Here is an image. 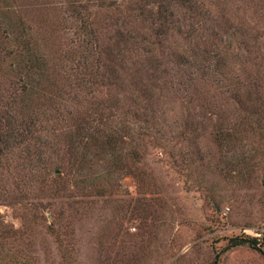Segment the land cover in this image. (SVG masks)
<instances>
[{
  "label": "rangeland",
  "instance_id": "obj_1",
  "mask_svg": "<svg viewBox=\"0 0 264 264\" xmlns=\"http://www.w3.org/2000/svg\"><path fill=\"white\" fill-rule=\"evenodd\" d=\"M76 1L101 47L125 51L126 70L107 75L99 91L73 89L69 101L43 106L44 151L69 165L87 155L67 134L78 119L103 120L106 110L93 112L110 105L125 167L100 162L94 173L110 174L115 186L101 179L85 191L66 180L56 197L22 167L18 149L0 156V264H264V0L172 7L164 49L190 55L196 40L216 46L224 62L222 74L193 69L187 90L166 71L153 74L141 49L129 41L126 51L121 41L133 32L159 40L157 1ZM69 15L66 0H0V138L8 115L23 119L12 102L22 74L7 55L8 24L23 23L39 51L61 55L65 66L79 24ZM160 62L170 73L178 68L171 55Z\"/></svg>",
  "mask_w": 264,
  "mask_h": 264
},
{
  "label": "trees",
  "instance_id": "obj_2",
  "mask_svg": "<svg viewBox=\"0 0 264 264\" xmlns=\"http://www.w3.org/2000/svg\"><path fill=\"white\" fill-rule=\"evenodd\" d=\"M153 1L158 2L157 28L154 33L159 40L157 42L151 41L138 32L128 33L126 34L127 38L121 39L125 43L126 51L132 50L131 44H129V41H132L145 55L144 62L153 74L161 75L166 71L168 75L173 76L176 85L183 88L182 90L189 89L188 87L194 79L192 77L193 69L201 71L205 69L216 74H222L223 57L216 46L214 49H207L205 42L199 43L195 40L192 45H188L190 55H187L183 48L175 49L171 45L167 46L169 50L164 49L168 43L163 44L162 39L168 35V24L174 22L175 14L172 7L179 5L191 9L194 6L193 0ZM66 2L70 12L69 17L75 18L74 21H79V24L74 26L75 29L72 31L70 49L66 53V55L68 54L67 58H65L68 63L65 66L61 65V55L49 57L39 51L23 23H20L16 28L8 24L5 35L7 42L12 45L7 51V55L13 60L14 68L22 74L21 84L18 88L19 93L12 98V102L19 108L18 114L20 113L19 116L23 119L17 123L15 115H8L5 124L7 130L5 133H1L3 136L0 138L3 146L0 148V156L18 149V158L22 167L34 177L42 178L40 181L42 186L53 192L56 197L59 193L57 186L66 180L70 182L72 187H78L85 191L95 189L96 183L101 179L106 181L108 187L115 186L116 184L111 182L110 174L104 177L94 173V168L100 166V162L119 169L125 167L122 163L118 164L122 158L116 153V144L122 136L109 125L115 117H118L110 105L99 108L98 103L93 112L95 115H102V110H106L103 120L98 122L97 118H93L92 122L89 120L86 124L82 119H78L76 130L67 134L69 143L72 142L73 145L86 150L87 155L83 152L77 154L74 156L72 164L69 165V162L62 155L60 156L54 151L49 154L44 151L48 144L44 134H42L43 129L38 128L43 119H46V114L42 110L43 106L53 101L60 103L69 101V95L73 89L85 88L89 90L96 87L98 89L96 91H99V87L107 75H114L121 70H126V56L122 53L125 51L118 48L115 55H110V50L101 47L90 26L88 10L76 0H66ZM196 12L197 10L193 13ZM193 32L194 29L191 27L190 36ZM154 43L158 44V51L155 50ZM204 53L206 55L202 56ZM103 54L107 56L108 61L101 59ZM199 54H202L200 59ZM166 55H171L178 67L172 73L161 66L160 59ZM128 59H132V56H129ZM135 62L131 60V64ZM9 67L11 68L12 65L9 64ZM73 72L75 73L73 81L76 79V82L71 79ZM137 72L139 71L137 70ZM149 85L153 86L154 81ZM142 91H144L143 94H147L148 90L143 88ZM75 95L76 93H73V96ZM74 167L76 168L73 172ZM249 240L252 245L257 244L256 238Z\"/></svg>",
  "mask_w": 264,
  "mask_h": 264
}]
</instances>
